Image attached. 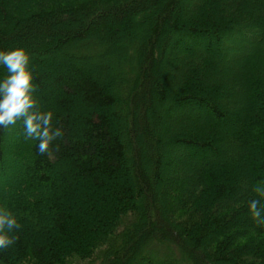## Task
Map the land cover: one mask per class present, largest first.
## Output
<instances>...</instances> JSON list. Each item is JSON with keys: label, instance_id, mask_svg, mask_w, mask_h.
Here are the masks:
<instances>
[{"label": "trees", "instance_id": "1", "mask_svg": "<svg viewBox=\"0 0 264 264\" xmlns=\"http://www.w3.org/2000/svg\"><path fill=\"white\" fill-rule=\"evenodd\" d=\"M196 1L185 16L182 0H0V49L32 53L41 109L63 133L42 155L19 125L0 129V206L21 224L3 264H264V228L247 210L264 186V0ZM150 10L144 51L130 33ZM121 38L125 54L97 79ZM168 50L190 62L173 90L155 85V58ZM220 63L240 80L204 82ZM154 103L159 123L185 108L207 126L165 127L150 141ZM141 140L152 172L138 161ZM174 148L185 154L174 157ZM188 162L200 166L193 178L164 180L160 170ZM162 183L164 201L152 188Z\"/></svg>", "mask_w": 264, "mask_h": 264}, {"label": "rangeland", "instance_id": "2", "mask_svg": "<svg viewBox=\"0 0 264 264\" xmlns=\"http://www.w3.org/2000/svg\"><path fill=\"white\" fill-rule=\"evenodd\" d=\"M183 2L185 3H184V9L182 11L183 13L182 15H185V16H188L189 14H191L194 11L195 7L199 6L196 0H182V3ZM248 2H250L252 6L256 7V3L253 0H248ZM178 6H180V3ZM155 14H156V10H150L147 13V15H145L144 18H140L138 16L137 18L135 17L137 19L135 28L130 33L136 37L141 38L143 42V46H144V51L146 50L147 39L151 36V26H152L151 17ZM82 22L83 23L86 22L87 24L91 23L88 17H84V19H82ZM166 38H167V35H163L159 38V41L157 43L158 49L161 48L162 42ZM125 42L126 40H122V38L120 40H115L114 44L116 46L114 47L113 51H111V53H109L108 56L103 57L102 61L100 59V61L102 62V65L100 67L102 72L97 75V79L101 81H105L107 78H109V71L115 68L113 61H117L119 57L125 54V52L121 48L123 45H125ZM210 44H211L210 46L213 47V43L211 42ZM56 56H57V62H64L65 58L63 57H65L66 55L64 52L60 51L58 55ZM129 56L131 58V54H129ZM179 56H181V53H179ZM73 59L79 61V58L78 59L73 58ZM139 60L141 61V59ZM155 60H156L155 67H154L155 85H158L162 89L169 88L170 90H173L179 87V85L183 83V77L184 75H186L189 69L190 62L179 60V58L176 57V54L173 52V50L171 51L168 50L162 55L160 54V56L155 58ZM141 65H143V63H141ZM224 67L225 65L222 63H220L219 65H216L214 70H210L208 71V73H205V74L203 73L202 80L206 83H216V84L217 83L229 84L230 82L232 83L237 80H240V76L238 74L239 71L231 70L227 72L225 71ZM237 94L238 96L236 97L234 96L232 100L237 101L239 97H242L241 92L239 90L237 91ZM151 112H153L152 115L151 113L148 114L150 115L149 117L151 119V124L153 123V130H150L153 137L151 138L150 141H153L156 135H162V134L164 135L165 127H168L171 130H175L181 127H192V126L193 127L194 126L206 127L208 123L207 122L208 119H206L204 115H202L200 112L196 110L192 111L191 114H188L187 110L183 108V110L173 113V116L172 118H170V120H167V118L164 117L161 123L158 122L157 116L160 117L164 115L163 109L160 108L156 103H154L152 106ZM137 114H138V110L136 111V115ZM118 123L119 121L117 122V126H118ZM147 143L148 142L146 140H141L139 142L141 151H140V157L138 161L139 163H141L142 166H144L147 169L148 172H152V165H150L149 163L150 153L148 152L149 149L147 148ZM135 147H136L135 144L130 143L129 149L133 153H135ZM163 150L166 151V147H164ZM172 154L174 157L179 158V157H182L185 154V152L181 151L178 148H174L172 150ZM233 156H234V150L231 148V150L227 152V157H233ZM162 159L164 160L166 159V157L162 156ZM213 160L215 161V159ZM134 162H135L134 159H128L127 166L129 167L131 166V164L133 165ZM199 168L200 166L196 162H188L185 168L180 169V170H175V171L160 170V171L162 173L164 180L169 179V181L173 180V182H176L179 179L184 180L187 178H193L194 174L198 171ZM137 186L139 190L142 189V186L139 182H137ZM152 188L155 190L157 197L161 199V201H164L167 199L166 183H162L161 186L159 185L157 187L155 184H153ZM144 204H145V200L142 197H140L138 201V206L142 207ZM159 215L165 218V215H166L165 207L163 209L159 208ZM154 231L157 232V230H154ZM185 243L188 244V242L186 241ZM203 252L204 250L200 251L201 254H203ZM198 264H204V263H198Z\"/></svg>", "mask_w": 264, "mask_h": 264}, {"label": "clouds", "instance_id": "3", "mask_svg": "<svg viewBox=\"0 0 264 264\" xmlns=\"http://www.w3.org/2000/svg\"><path fill=\"white\" fill-rule=\"evenodd\" d=\"M31 62L32 53L23 46L0 49V69L6 73L0 78V129L19 125L23 138L36 141V150L43 155L63 133L53 124V112L41 109ZM253 191L257 198L247 202V210L255 224L264 228V186H256ZM20 228L17 215L0 206V254L16 243Z\"/></svg>", "mask_w": 264, "mask_h": 264}]
</instances>
